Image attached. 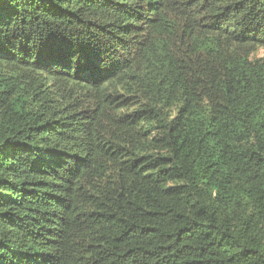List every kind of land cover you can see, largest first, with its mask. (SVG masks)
I'll list each match as a JSON object with an SVG mask.
<instances>
[{
	"label": "trees",
	"instance_id": "16d2710c",
	"mask_svg": "<svg viewBox=\"0 0 264 264\" xmlns=\"http://www.w3.org/2000/svg\"><path fill=\"white\" fill-rule=\"evenodd\" d=\"M264 0H0V264H264Z\"/></svg>",
	"mask_w": 264,
	"mask_h": 264
},
{
	"label": "rangeland",
	"instance_id": "374dc122",
	"mask_svg": "<svg viewBox=\"0 0 264 264\" xmlns=\"http://www.w3.org/2000/svg\"><path fill=\"white\" fill-rule=\"evenodd\" d=\"M257 54H258L257 56L259 58H263L264 57V50H260Z\"/></svg>",
	"mask_w": 264,
	"mask_h": 264
}]
</instances>
